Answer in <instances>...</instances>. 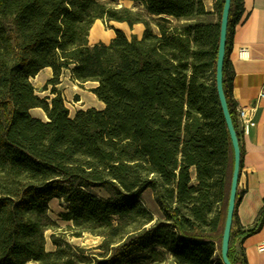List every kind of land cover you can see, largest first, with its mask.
Instances as JSON below:
<instances>
[{
	"label": "trees",
	"instance_id": "16d2710c",
	"mask_svg": "<svg viewBox=\"0 0 264 264\" xmlns=\"http://www.w3.org/2000/svg\"><path fill=\"white\" fill-rule=\"evenodd\" d=\"M133 2V10L111 4ZM202 0H0V264H214L233 171V149L215 89L219 23ZM231 0L223 90L240 143L229 54L235 27L249 14ZM169 18L176 20L174 24ZM142 24L141 39L119 29L109 44L89 45L95 21ZM151 24L158 29L154 34ZM52 78L39 97L31 79ZM96 83L104 104L73 117L57 86ZM211 74L209 80L208 74ZM78 102V97H75ZM40 109L47 121L34 118ZM195 170V185L190 170ZM151 190L161 217L142 201ZM237 190L228 258L247 264ZM58 200L59 219L49 216ZM50 231L53 252L45 249ZM100 237L92 248L63 236ZM221 262V260H220Z\"/></svg>",
	"mask_w": 264,
	"mask_h": 264
},
{
	"label": "crops",
	"instance_id": "0c3cea01",
	"mask_svg": "<svg viewBox=\"0 0 264 264\" xmlns=\"http://www.w3.org/2000/svg\"><path fill=\"white\" fill-rule=\"evenodd\" d=\"M202 2L206 11L212 13L215 0H202ZM243 4L249 16L235 27L229 61L233 71L232 98L236 108L249 109L255 105L258 107L255 127L248 135L242 136L245 153L238 190L244 194L236 212L241 228L247 230L253 227L260 209L264 206V98H259V95L264 93V0H244ZM103 24L106 22L100 20L94 22L89 32V45L109 44L115 37L113 29L121 30L129 40L132 35L141 39L144 31L142 24L134 25L131 30L126 23L109 22L110 28L107 31L104 30ZM241 51H246V58L239 57ZM44 70L47 68L41 71ZM51 78L50 70V75L44 82ZM33 110L38 109L30 110V114ZM31 116L42 120L38 116ZM191 179L194 180L195 185L193 169ZM263 243L264 224L259 232L241 240L240 247L244 251L247 264H264V252L258 250ZM51 247L50 251H46L53 252L55 248L52 244ZM170 262L173 264L172 260Z\"/></svg>",
	"mask_w": 264,
	"mask_h": 264
},
{
	"label": "rangeland",
	"instance_id": "374dc122",
	"mask_svg": "<svg viewBox=\"0 0 264 264\" xmlns=\"http://www.w3.org/2000/svg\"><path fill=\"white\" fill-rule=\"evenodd\" d=\"M98 1L101 3L106 2V0H98ZM216 1L217 0H215V3H216ZM215 3L213 6L212 14L206 18L201 19L200 22H204V23L205 22L206 23L207 22H209V23H216L217 22L218 17H217V12L215 10ZM111 5L116 7L117 9L124 7V8H128V9L133 10L134 3L129 2V1H119V2L113 3ZM169 19L174 24H177V25L180 24L172 18H169ZM103 25H104L105 31L109 30V28H110L109 22H106V24H103ZM151 29H152L154 34H158V29L155 27V25L151 24ZM47 73H49V74H47ZM48 75H50V71L44 70V71H41L39 73V75H38L39 81L37 83H35L33 80H31V83L33 84L34 89H35V94L41 98L45 97V96L51 97V95L49 93L50 87L48 88L47 91H43V87L45 84L44 80L46 79V77H48ZM208 78H209V80L211 79L210 73L208 74ZM73 86H75V87H73ZM93 88H95V84H93V83L78 84V83L71 82L69 79L68 73H65L60 78V84L57 86V89H59L61 91V93L63 94V98L65 100V106L69 110V116L70 117H73L77 111L84 110L87 108L93 107L97 110L103 109V106L99 105L97 102L89 101V98L92 95L90 90ZM75 97H78V100H79L78 102L75 100ZM31 115L38 116L43 121H47L45 114L41 110H33V111H31ZM191 170H190V175H191ZM193 183H194V180L191 179V184L194 185ZM142 201H143V204L145 205V207L153 213V216L155 219H159L161 217L160 211H159L157 205L155 204L154 196H153V193L151 190L145 191V193L142 196ZM61 212H63V207H62L61 203L56 199L52 200L49 203V213L48 214H49L50 218L53 221H55L57 223V225L59 226V231L66 230V227H67V224L62 222L58 217V214ZM50 234H51V232L49 231L47 234L48 239H49ZM63 234H64L63 236H65L66 240H68V242L70 244L80 246V247H84V248L95 247V246L99 245L102 241V239L100 237L91 236L89 234H84L81 238L70 237V235L67 232H63ZM171 260L172 259L170 258V256H168L167 260L164 262V264H172L170 262ZM213 261H214V264H221L220 258L218 256L217 252H215V254H214Z\"/></svg>",
	"mask_w": 264,
	"mask_h": 264
},
{
	"label": "water",
	"instance_id": "95a60500",
	"mask_svg": "<svg viewBox=\"0 0 264 264\" xmlns=\"http://www.w3.org/2000/svg\"><path fill=\"white\" fill-rule=\"evenodd\" d=\"M230 6H231V0H224L221 17H220V23H219V39H218V49H217V57H216V65H215L216 94L219 102V107L222 113V117L232 145L233 157H234L224 229L221 237V246H220L221 264H231L228 258L229 242H230V234L233 223V215L235 211L237 190H238L239 177L241 171L239 138L237 136L235 127L233 125L223 90V64L225 59Z\"/></svg>",
	"mask_w": 264,
	"mask_h": 264
},
{
	"label": "built area",
	"instance_id": "2783aa9c",
	"mask_svg": "<svg viewBox=\"0 0 264 264\" xmlns=\"http://www.w3.org/2000/svg\"><path fill=\"white\" fill-rule=\"evenodd\" d=\"M239 57L244 59L247 57L246 51H241ZM259 98H264V93L259 95ZM258 111V107L255 105L249 109H237L236 108V119L238 123V130L241 136L248 135L250 130L255 127V116ZM259 252H264V243L258 247Z\"/></svg>",
	"mask_w": 264,
	"mask_h": 264
},
{
	"label": "bare ground",
	"instance_id": "6f19581e",
	"mask_svg": "<svg viewBox=\"0 0 264 264\" xmlns=\"http://www.w3.org/2000/svg\"><path fill=\"white\" fill-rule=\"evenodd\" d=\"M47 70L50 71L49 68H47ZM37 77H38V76H35V77L32 79L35 83H37V82L39 81V77H38V78H37ZM93 84H96V83H93ZM73 87H75V86H73ZM89 101L97 102L99 105H102V106L104 105L102 102L98 101V100L96 99V97H95L93 94H92L91 97L89 98ZM38 110H40V109H38ZM48 232H49V231H47V232L45 233V237L47 238V239H46L45 249H46L47 251H50V250L52 249V247H51L50 241H49V239H48V237H47Z\"/></svg>",
	"mask_w": 264,
	"mask_h": 264
}]
</instances>
